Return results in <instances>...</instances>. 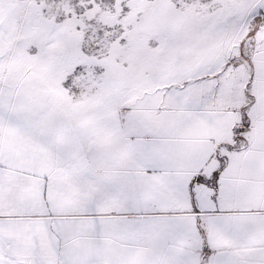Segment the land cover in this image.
Here are the masks:
<instances>
[{
    "label": "snow or ice",
    "instance_id": "obj_1",
    "mask_svg": "<svg viewBox=\"0 0 264 264\" xmlns=\"http://www.w3.org/2000/svg\"><path fill=\"white\" fill-rule=\"evenodd\" d=\"M0 264H264V0H0Z\"/></svg>",
    "mask_w": 264,
    "mask_h": 264
}]
</instances>
